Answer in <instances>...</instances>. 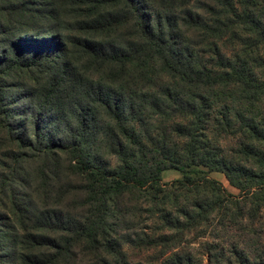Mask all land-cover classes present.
I'll return each instance as SVG.
<instances>
[{"label": "trees", "instance_id": "trees-1", "mask_svg": "<svg viewBox=\"0 0 264 264\" xmlns=\"http://www.w3.org/2000/svg\"><path fill=\"white\" fill-rule=\"evenodd\" d=\"M263 209L264 0H0V264H264Z\"/></svg>", "mask_w": 264, "mask_h": 264}, {"label": "rangeland", "instance_id": "rangeland-1", "mask_svg": "<svg viewBox=\"0 0 264 264\" xmlns=\"http://www.w3.org/2000/svg\"><path fill=\"white\" fill-rule=\"evenodd\" d=\"M209 177L217 181L222 186L223 190L227 194L233 197H237L239 195L237 190L229 186L228 182L226 181L223 175L214 173V174H210ZM180 178H181L180 173L176 171H166L163 173L162 181H163V184H166V183H171L173 181H176ZM261 216L264 217V209L261 212ZM208 234L206 235L205 238H202V239H194L193 235H190L189 237H187V241L192 243L191 245L192 248L189 250V252L195 258L197 263L202 262L203 264H207L206 258L203 256V250L201 249V246L205 242H210V243L214 242L213 236H211L210 233ZM235 239H236V235L234 233L223 234L222 236L220 235L217 238V240L215 241V244H219L221 248H224L225 250H227L228 248H230V246L233 243V240ZM147 264L149 263L147 262ZM154 264H157V263H154Z\"/></svg>", "mask_w": 264, "mask_h": 264}]
</instances>
